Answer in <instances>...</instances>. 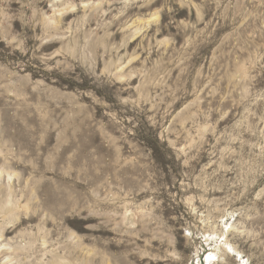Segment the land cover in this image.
Masks as SVG:
<instances>
[{
    "label": "rangeland",
    "instance_id": "1",
    "mask_svg": "<svg viewBox=\"0 0 264 264\" xmlns=\"http://www.w3.org/2000/svg\"><path fill=\"white\" fill-rule=\"evenodd\" d=\"M0 264H264V0H0Z\"/></svg>",
    "mask_w": 264,
    "mask_h": 264
}]
</instances>
